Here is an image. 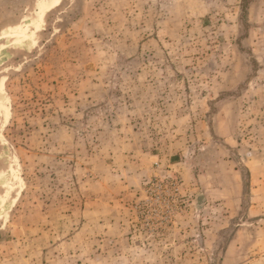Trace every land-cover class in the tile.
I'll return each instance as SVG.
<instances>
[{"label": "rangeland", "instance_id": "374dc122", "mask_svg": "<svg viewBox=\"0 0 264 264\" xmlns=\"http://www.w3.org/2000/svg\"><path fill=\"white\" fill-rule=\"evenodd\" d=\"M0 264H264V0H0Z\"/></svg>", "mask_w": 264, "mask_h": 264}]
</instances>
